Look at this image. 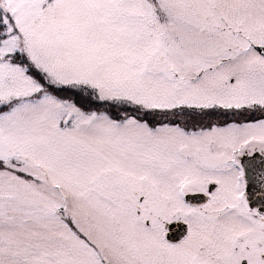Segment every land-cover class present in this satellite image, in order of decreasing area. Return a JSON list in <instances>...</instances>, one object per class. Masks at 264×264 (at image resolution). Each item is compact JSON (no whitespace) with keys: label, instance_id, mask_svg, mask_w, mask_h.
Masks as SVG:
<instances>
[{"label":"snow or ice","instance_id":"6c2138e0","mask_svg":"<svg viewBox=\"0 0 264 264\" xmlns=\"http://www.w3.org/2000/svg\"><path fill=\"white\" fill-rule=\"evenodd\" d=\"M0 264H264V0H0Z\"/></svg>","mask_w":264,"mask_h":264}]
</instances>
